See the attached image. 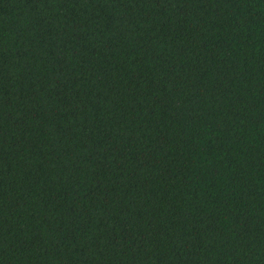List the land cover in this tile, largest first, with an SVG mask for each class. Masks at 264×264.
Here are the masks:
<instances>
[{
  "label": "trees",
  "instance_id": "trees-1",
  "mask_svg": "<svg viewBox=\"0 0 264 264\" xmlns=\"http://www.w3.org/2000/svg\"><path fill=\"white\" fill-rule=\"evenodd\" d=\"M0 264H264V0H0Z\"/></svg>",
  "mask_w": 264,
  "mask_h": 264
}]
</instances>
